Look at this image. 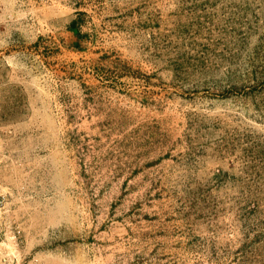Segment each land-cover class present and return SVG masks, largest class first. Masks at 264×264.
Wrapping results in <instances>:
<instances>
[{"label":"rangeland","instance_id":"rangeland-1","mask_svg":"<svg viewBox=\"0 0 264 264\" xmlns=\"http://www.w3.org/2000/svg\"><path fill=\"white\" fill-rule=\"evenodd\" d=\"M0 197L24 264H264V0H0Z\"/></svg>","mask_w":264,"mask_h":264},{"label":"built area","instance_id":"built-area-1","mask_svg":"<svg viewBox=\"0 0 264 264\" xmlns=\"http://www.w3.org/2000/svg\"><path fill=\"white\" fill-rule=\"evenodd\" d=\"M3 206H4L3 198L0 197V210L3 208ZM1 226H2V222L0 220V241L3 240L2 239ZM19 234H20V232L18 230H12L10 237H8L7 240L4 239L3 242H0V244H6V247L1 245V249H3V250H6V249L11 250V252H9L8 255H6L7 258H5L6 260H3V263H5V264H24L18 258L17 248H18V245L20 243L19 242V238H20ZM7 245H10L12 249L8 248Z\"/></svg>","mask_w":264,"mask_h":264},{"label":"bare ground","instance_id":"bare-ground-1","mask_svg":"<svg viewBox=\"0 0 264 264\" xmlns=\"http://www.w3.org/2000/svg\"><path fill=\"white\" fill-rule=\"evenodd\" d=\"M1 245L6 247V244H0V246H1ZM7 246L10 247V245H7ZM9 252H10V251H9Z\"/></svg>","mask_w":264,"mask_h":264}]
</instances>
